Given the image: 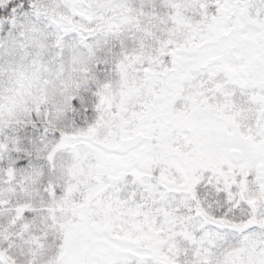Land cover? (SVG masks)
Segmentation results:
<instances>
[{"label":"snow or ice","instance_id":"1","mask_svg":"<svg viewBox=\"0 0 264 264\" xmlns=\"http://www.w3.org/2000/svg\"><path fill=\"white\" fill-rule=\"evenodd\" d=\"M0 264H264V0H0Z\"/></svg>","mask_w":264,"mask_h":264}]
</instances>
